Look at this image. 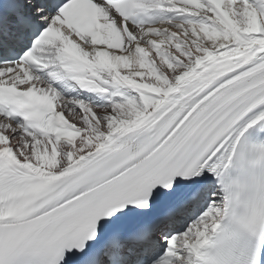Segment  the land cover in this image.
<instances>
[{"label":"snow or ice","instance_id":"6c2138e0","mask_svg":"<svg viewBox=\"0 0 264 264\" xmlns=\"http://www.w3.org/2000/svg\"><path fill=\"white\" fill-rule=\"evenodd\" d=\"M0 264H264V0H0Z\"/></svg>","mask_w":264,"mask_h":264}]
</instances>
